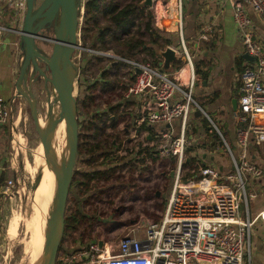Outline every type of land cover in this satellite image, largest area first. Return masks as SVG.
<instances>
[{
	"label": "built area",
	"instance_id": "built-area-1",
	"mask_svg": "<svg viewBox=\"0 0 264 264\" xmlns=\"http://www.w3.org/2000/svg\"><path fill=\"white\" fill-rule=\"evenodd\" d=\"M4 2L25 16L28 0H0V3ZM176 2L180 10L179 38L189 68L185 85L188 91L180 83L182 70L163 72L162 62L158 65L149 60L124 58L111 51L84 48L81 40V48L76 52L79 68L83 55L108 62L96 75L88 76L92 85L104 82V74L115 65L128 69L121 82L124 91L117 102L121 110L126 109L123 112L127 121L123 123L122 131L126 135L122 146L127 151L131 134L139 138L130 143L133 163L144 160L146 164L142 165L145 167L158 165L160 161L174 164L169 172L173 174V182L163 215L159 221L148 223L144 239L123 238L111 250L108 245L100 247L99 242H95L73 256H63L59 259L60 264L250 263L251 232L258 219L249 218V205L258 196L256 186L264 178V171L248 160L247 153L251 143L259 149L264 147V42L254 33L246 5L264 19V0H228L245 53L254 61L248 62L240 77L237 120L244 128L238 134L241 149L238 156L234 155L217 122L210 120L216 141L220 143L219 149H223L231 160V168L227 171L200 161L189 166V149L192 147V138L187 136L191 128L189 118L193 111L201 114L203 111L192 93L197 77L192 51L186 46L183 32L184 2ZM159 4L155 11L157 26ZM203 30L201 40L207 42L214 31L212 27ZM6 31L0 24V35ZM79 77L80 72L77 83ZM15 101L8 107L0 98V127L11 124L13 133L16 128ZM176 120H180L178 134L173 125ZM159 125L163 126L160 130L157 129ZM13 186V181H9L6 187ZM243 209L246 220L241 217ZM260 218L264 221V213Z\"/></svg>",
	"mask_w": 264,
	"mask_h": 264
},
{
	"label": "rangeland",
	"instance_id": "rangeland-1",
	"mask_svg": "<svg viewBox=\"0 0 264 264\" xmlns=\"http://www.w3.org/2000/svg\"><path fill=\"white\" fill-rule=\"evenodd\" d=\"M42 1V0H40ZM85 2V0H83ZM122 4L127 3H136L139 0H120ZM172 0H152V6L146 7V0L140 2L138 7L141 9L147 8L149 13H151L152 17V25L156 29V34L159 38H156L157 45L153 46L155 55L150 53H143L137 55L135 59L137 60H149L151 62H164L163 53L168 49L172 48L178 53V60L172 65L170 73H174L177 70H182V78L180 79V83L184 86V90L188 91V86H185L188 82V70L189 68L186 66L185 61L182 59L184 57L182 53V45L180 43L179 31L178 27L169 29L167 24H162L165 20L162 19V22H156L155 11L157 9L158 4H162L164 9H168L169 4ZM177 1V0H175ZM185 3V0H183ZM177 3V2H176ZM159 4V9L161 11V5ZM177 6V5H176ZM6 9H10L9 3H0V10L6 11ZM13 9V8H12ZM177 15L180 18V10L176 7ZM9 16L14 18L16 24L9 23L8 28L12 31L9 33L11 35V42L18 41L19 53H21L20 48V38L15 35L13 31L21 30L24 22V17L21 12L14 10H8ZM182 15L184 17V5ZM83 25V19L81 21V29ZM2 26V25H1ZM3 27V26H2ZM183 28L185 31V42L186 46L189 50L192 51L191 56L193 58L196 74H197V63L199 54L192 45V40L189 38L188 33L186 31L187 26L186 22H183ZM154 29V30H155ZM48 35L54 36L51 32H48ZM80 40H81V32H80ZM169 41V42H168ZM88 46H90L91 41H87ZM82 43V41H81ZM152 47V46H151ZM39 48L43 51L44 54L50 55L52 52L51 45H39ZM15 47L11 48L12 54L11 59L7 57L5 60V75L7 74L9 67L12 64L13 53ZM114 54H118L116 52L117 49L115 46H111L110 50ZM76 55V54H75ZM119 55V54H118ZM78 55L74 56V61L79 63ZM21 58V57H20ZM87 57L83 55V58L80 61V66L86 64ZM108 62L106 60H102L100 62H94L92 65V69L89 71V75H96L99 69H103L106 67ZM21 65V64H20ZM165 68V66L163 65ZM168 69V67L166 66ZM128 71L127 68H122L120 72L112 71V75L110 76L112 80H117L118 83L113 90V94L110 95L111 103L114 105L120 99L121 93L124 91V87L121 85L123 82V78L125 77V73ZM117 73V74H116ZM4 86L0 88V96L3 98L4 102L8 107L11 106V98L12 93L9 94L8 91L5 90V86L8 85L7 75L3 78ZM75 96L78 100V104L80 101V90L79 85L76 83ZM33 93L38 102V110L40 114L41 123L44 122L42 128L47 126V122L50 118L54 119L59 117L60 114V105L57 101L56 93L54 92L51 86L46 87L45 83L42 80L34 83L32 86ZM193 97L196 101H198L199 96L196 90H193ZM108 98H105L104 101L98 102V107L96 111L100 112L106 109L104 105L107 102ZM21 102L24 107V115L25 121L22 122L21 119L19 124L16 126L15 131L12 137V166L10 165V176L7 179V183L5 187L3 186V191L5 194L0 203V264H41V251L42 247L44 248V233L46 229V224L48 220V215L53 208L54 194L50 187V174L47 178L44 179L42 192L39 200L36 201V193L34 191V187L36 186L39 177L42 178L43 171H38L43 163H44V149L41 144L40 138L38 136L34 121L31 117L30 109L28 103L25 99H21ZM17 111V110H16ZM126 109L117 112V117L124 115ZM20 113V110L17 111ZM51 112V116L50 115ZM116 112V111H115ZM16 116V119L19 114ZM206 114L209 117L207 119H195L192 120V117L189 118V124L191 128H189L187 136L195 138V141L198 144L203 146L207 141H216L214 129L210 132V135H207V126H211V118L215 119V115L206 111ZM204 113H202V117L205 118ZM58 119V118H57ZM79 121H83V117L79 116ZM127 121L125 117L124 121L120 126L115 128V130H108L107 133L114 135V138L117 137L118 140L115 141L116 147L115 149L110 150V154L105 155L94 165H99L103 160L114 159L113 165L116 164L120 168L116 170L114 175L109 174V177L104 178L103 180H97L96 184L90 185V193L81 198L75 195V191L72 192L69 196L68 205L66 215L75 213L79 211L81 214H85L90 216L91 218L96 217L99 219L100 223H85L80 226L77 231L70 232L64 239L63 248L70 249L76 245L77 241H83L85 244L89 241H104L109 243L110 245H115L119 243L124 236L119 233L118 227L123 226L124 221H135L139 218L145 219V215L143 214V209H148L150 211H154L153 204L156 200L159 199H167V195L172 187L173 182V174H169L171 171V163L169 161L163 162L160 161L158 165L143 166L142 164H146L144 160L139 161L133 164L130 163L128 166H124L125 162H123L125 157H130V150L132 148V144L139 138H135L130 134L129 142L127 144V151L124 150L122 146L123 137L126 135L123 134V123ZM228 121V120H227ZM226 121V122H227ZM10 125V124H9ZM84 126V125H83ZM218 126V124H217ZM229 124L225 126H221L219 123V128L222 133H225L226 128ZM66 128V127H65ZM82 127H80L81 129ZM191 130V131H190ZM63 141L67 144L66 138V130L65 134H63ZM129 136V135H128ZM134 138V139H133ZM206 138V139H205ZM57 139V151L60 153L63 149L62 143V127H59L56 132ZM85 145L88 146L94 144V139L84 138ZM109 142L112 143V139L109 138ZM218 143L215 147V150L220 154L216 156V160L220 163L228 164L230 162L229 155L226 154L223 149H219ZM222 153V154H221ZM128 154V156H126ZM84 157V156H83ZM82 158H78L77 164L75 167V171H80L82 169L88 170L87 166L83 164ZM126 161V160H125ZM194 163V162H192ZM34 167V170H30L28 165ZM94 165L90 167L93 168ZM90 169V168H89ZM193 169V168H191ZM31 172V173H30ZM76 172H74L75 175ZM168 174V177L166 178ZM9 181H13L14 186L10 189H7V185ZM99 181V182H98ZM46 182V184H45ZM36 203V205H35ZM251 211L254 209V201H250ZM51 207V208H50ZM44 209L46 212L44 213ZM244 210V209H243ZM245 211V210H244ZM243 211V213H244ZM48 212V213H47ZM42 213L46 221L44 226L37 221L38 215ZM245 216V213H244ZM13 217H19V224L16 236L8 235L9 223ZM43 218V222H44ZM258 227V226H257ZM256 230V228L254 229ZM254 230L252 232H254ZM42 231V232H41ZM251 232V233H252ZM41 234V235H40ZM43 253V252H42ZM247 253H249V249L247 248ZM34 254V255H33ZM57 258V264L59 263V259L65 256V253L61 251ZM245 264H257V260L254 254V246H251V259L250 263Z\"/></svg>",
	"mask_w": 264,
	"mask_h": 264
},
{
	"label": "crops",
	"instance_id": "crops-1",
	"mask_svg": "<svg viewBox=\"0 0 264 264\" xmlns=\"http://www.w3.org/2000/svg\"><path fill=\"white\" fill-rule=\"evenodd\" d=\"M172 3L174 9H176L177 4H175V0H172ZM10 9L14 10L12 8ZM10 9H6V11L0 10V24L7 29L6 32H2L0 35V88L4 86L3 78L7 75L8 85L5 86V90L8 91L9 94L12 93L13 97L10 103L16 100L13 107L14 125L16 127L20 119L22 122L25 121L24 107L21 102L22 98L17 97L16 89L20 64L22 63V53H19L18 41L11 42L10 40L11 35H9V33H12V31L8 28V25L9 23L16 24L14 18L8 14V10ZM246 9L252 20L256 37L264 42V19L258 16L251 6L246 5ZM165 21L166 20L163 22ZM183 22H186L188 36L192 40L191 42L194 49L198 51L200 55L197 63V74L195 70L197 83L194 90L197 91L199 96L197 102L203 113L206 114V111H208L216 116L215 119L211 118V120L217 122L218 127L219 123L221 126L225 127L229 124L225 133H222L221 129H219L234 155L238 156L241 152L238 145V134L244 128V125L240 124L237 120L239 103L237 110H234L233 100H238L239 98L240 77L244 67L250 61L244 59L246 53L233 19L232 9L228 4V0H185ZM175 27H177V24H174V28ZM206 27H212L214 31L207 42L201 40V35L204 32L203 29ZM183 32L185 37L184 28ZM12 47H15L13 59L11 61L12 64L5 75V60H7V57L11 59L12 52L10 51ZM0 98L3 100L1 96ZM16 110H20V113L18 112L20 116H18L17 119L15 116L17 114ZM199 114L198 111H193L190 117H192V120L207 119L206 116L203 118L202 114ZM207 116L209 117V115ZM179 124L180 120H176L173 123L177 130V134L179 133ZM207 127L206 137L210 135V132L213 130L210 125ZM162 128L163 126L161 125L157 127L158 130ZM12 137L13 127H11V124L0 127V203L4 198L2 196L5 194L3 186L5 187L7 179L10 176L9 166H12L13 162L11 158L13 155L11 144ZM191 138L192 147L189 149V161L194 163L200 161L206 165L224 171L231 168L230 158L228 164L220 163L216 160V156L220 153L215 150V147L218 143L217 147L220 148L219 142L216 143L209 140L201 146V144L195 141V138ZM247 156L251 163L259 166L264 171V147L259 149L251 143L248 148ZM256 187L258 196L253 200V211H251V205H249V218L251 220L258 219L255 227L252 229L253 231L256 228V230L251 233V246H254L257 264H264V221L260 218L262 213H264V178ZM243 211L244 210L241 212V217L246 220L247 216H244L245 211L244 213ZM162 215L163 212L161 213V217ZM150 221L152 220L147 217L145 219L139 218L135 221H124L122 224L123 226L118 227V231L124 238L144 239ZM95 242L101 241H89L86 244L84 243L82 247H79L77 243L74 247L65 250L71 251L74 249L86 248L90 243L92 244ZM102 242L108 245L110 250L115 249L118 245V243L110 245L107 242Z\"/></svg>",
	"mask_w": 264,
	"mask_h": 264
},
{
	"label": "water",
	"instance_id": "water-1",
	"mask_svg": "<svg viewBox=\"0 0 264 264\" xmlns=\"http://www.w3.org/2000/svg\"><path fill=\"white\" fill-rule=\"evenodd\" d=\"M41 2V4H40ZM146 7L152 6V0H146ZM85 13L83 0H28L27 11L21 30L13 31L20 38L22 63L16 84L17 97L25 99L29 105L38 136L44 149V156L50 171L56 174L57 187L53 208L47 220L44 233V248L41 264H57V258L65 235V221L70 188L73 182L75 167L79 156L78 100L75 96L76 83L80 68L74 56L80 50L79 37L81 21ZM54 35L47 39L44 31ZM51 43L52 52L44 54L38 42ZM162 71L169 72L178 60V53L168 48L163 53ZM185 61V58H182ZM246 61L253 58L245 55ZM168 67V69L166 68ZM42 80L45 86H51L60 105L57 118H50L47 126L42 128L38 102L33 93L34 83ZM234 110L238 100H233ZM201 115V113L199 114ZM50 116V115H49ZM61 123H65L67 138V156L59 163L57 149L54 145V134ZM39 181L34 187L36 192ZM100 247L104 243L99 242Z\"/></svg>",
	"mask_w": 264,
	"mask_h": 264
},
{
	"label": "trees",
	"instance_id": "trees-1",
	"mask_svg": "<svg viewBox=\"0 0 264 264\" xmlns=\"http://www.w3.org/2000/svg\"><path fill=\"white\" fill-rule=\"evenodd\" d=\"M142 1L144 0H139L137 4L132 2L122 4L120 0H85V13L81 29L83 47L108 51L111 46H115L118 51L116 53L120 56L134 60H137L135 59L137 55L143 53L155 55L153 46L158 44L156 38L159 37L156 34L155 27L152 25L151 13H149L147 8L141 9L138 7V4ZM177 20V11L174 9V5L171 1L165 21L168 25L167 27L174 28V24H177ZM165 22H162V24H165ZM87 41H91L90 46H88ZM102 60L104 59L89 58L86 64L80 66L78 85L81 96L78 104V112L80 113L79 116L83 117V121L80 122L78 117L79 127H82L79 132L80 142L78 158L84 156L82 162L87 166L88 170L82 169L80 171H75L76 173L73 177L70 194L75 191V195L81 198L90 193V185L92 183L96 184L97 180H103L109 177V174L114 175L116 170L120 168L116 164L113 165L114 159L112 160L109 158L103 160L99 165H94L100 161L102 157L110 154V150L115 149V141H117L118 138H114V135L108 134L107 131L109 129L115 130V128L122 124L126 117L125 114L117 117V112H119L121 106L117 103L113 105L110 99V95L113 94L112 92L118 83L117 80H112L110 76L112 75V71H116L117 73L120 72L123 68L122 65H115L110 72H106L104 74V82L92 85L88 81L89 71L92 69V65H94V62L98 63ZM155 64L160 65V62L156 61ZM103 69H99L98 72ZM128 76L133 80V76L130 74H128ZM105 98H108L106 100L107 102L104 103L106 109L100 112L96 111L98 102L104 101ZM88 137L95 140L94 144L91 146L85 145L84 143L83 139ZM109 138L112 139V143L109 142ZM125 158L129 159L123 161L125 162L124 166H128L133 162L132 158ZM91 165H94V167L91 168ZM191 165L192 161L189 166ZM171 167H174L173 163ZM166 200L167 199L162 198L159 200L155 199L153 204L154 211L143 209L142 212L147 218L157 222L161 219V213L165 209ZM98 221L99 219L96 217L91 218L88 215L81 214L79 211L66 215L65 235L62 245L65 237L70 232L77 231L78 228L85 223H100ZM77 243L79 247L84 246L83 241H77L76 244ZM62 245L59 253L63 251L65 255L69 256H73L84 249L66 251Z\"/></svg>",
	"mask_w": 264,
	"mask_h": 264
},
{
	"label": "bare ground",
	"instance_id": "bare-ground-1",
	"mask_svg": "<svg viewBox=\"0 0 264 264\" xmlns=\"http://www.w3.org/2000/svg\"><path fill=\"white\" fill-rule=\"evenodd\" d=\"M175 4H177L176 3V1H175ZM161 5V11H160V9H159V20H158V23H160V21H161V19L162 18H164L165 20L167 19V14H168V12H169V10H166V9H164L165 7L164 6H162V4H160ZM177 7V6H176ZM179 15H177V19H179V17H178ZM165 24H166V22H165ZM50 116H51V112H50ZM42 125H44V122L43 123H41ZM59 127H62V143H63V149H62V151L60 152V153H58V151H57V156H58V160H59V163L61 164V162H62V159H64V158H66V156H67V148H66V144L64 143V141H63V138H64V136H63V134H65V130H66V128H65V123H61L59 126H58V128H57V130H56V132L58 131V129H59ZM56 132H55V134H54V145H55V147H56V149H57V146H56V144H57V139H56ZM67 142V141H66ZM28 165V164H27ZM28 168L30 169V170H34V167L33 166H29L28 165ZM43 171V176H42V178L41 177H39V187H38V189H37V191L35 192L36 193V203H37V201L39 200V198H40V194H41V192H42V187H43V181H44V179L45 178H47V176L50 174V187H51V189H52V191H53V194L55 195V191H56V187H57V177H56V174L55 173H53L52 171H50V169L48 168V165H47V162H46V160H45V156H44V163H43V165H42V167L38 170V171ZM31 173V172H30ZM45 184H46V182H45ZM53 202V201H52ZM36 203H35V205H36ZM51 208V207H50ZM46 212V209H44V213ZM48 213V212H47ZM51 213V212H50ZM48 217H49V215H48ZM43 218H44V216H43V214L42 213H40L39 215H38V217H37V221L39 222V223H41L43 226H44V223H45V221H46V218H44V222H43ZM18 224H19V217H13L12 219H11V221H10V223H9V229H8V235H10V236H16V233H17V229H18ZM42 232V231H41ZM41 235V234H40ZM42 252H43V247H42V251H41V254H42ZM34 255V254H33Z\"/></svg>",
	"mask_w": 264,
	"mask_h": 264
},
{
	"label": "flooded vegetation",
	"instance_id": "flooded-vegetation-1",
	"mask_svg": "<svg viewBox=\"0 0 264 264\" xmlns=\"http://www.w3.org/2000/svg\"><path fill=\"white\" fill-rule=\"evenodd\" d=\"M42 1H43V0H42ZM40 4H41V2H40ZM50 32H51V30H50ZM42 36L46 37L47 39L53 38L51 35H50V36L48 35V31H44V34H42ZM43 43H44L45 45H48V46L51 45V47L53 46L51 43H47V42L45 43L44 41H39V42H38V46H39V45H42Z\"/></svg>",
	"mask_w": 264,
	"mask_h": 264
}]
</instances>
